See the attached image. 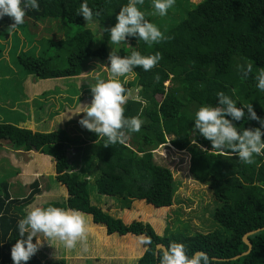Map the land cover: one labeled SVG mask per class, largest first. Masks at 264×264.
Returning a JSON list of instances; mask_svg holds the SVG:
<instances>
[{
	"label": "trees",
	"instance_id": "obj_1",
	"mask_svg": "<svg viewBox=\"0 0 264 264\" xmlns=\"http://www.w3.org/2000/svg\"><path fill=\"white\" fill-rule=\"evenodd\" d=\"M38 3L39 10H28L24 23L29 20L33 23L58 22L66 31L72 48L65 49L48 41L41 56L28 51L17 56L16 62L27 76L58 81L75 79L89 69L92 61L108 59L113 43L105 30L115 25L119 10L128 0H38ZM83 3L100 15L86 22L77 15ZM138 7L141 9L143 5ZM12 23L7 16L0 20V40L14 30L8 28ZM24 23L17 27L22 28ZM84 24L98 26L101 30L100 35L97 33L98 39L89 29H83ZM162 33L171 39L150 47L143 40L128 37L114 51L121 57L130 56L134 51L143 56L159 52L162 56L152 70L135 68L131 72L135 76L132 86L138 89V96H143L145 102L135 113L127 104L125 117L138 116L144 123L124 144L105 147L107 138L90 131H86V140H72L62 130L39 134L1 123L0 142L9 144L15 151L41 150L53 159L54 182L65 188L67 199L63 204L50 203L44 207L78 209L90 216L94 225L103 228L107 236L150 238L151 243L146 245L135 264H159L161 250L157 251L156 247L167 248L172 242L183 243L189 256L196 252L206 253L208 264H264V155L254 156L253 164H244L230 151L212 149L211 142L193 128L196 111L203 105H217L216 94L220 91L231 97L237 107L252 104L257 115L264 118V91L256 87L255 79L264 69V0H203L185 9L184 18ZM3 44L0 42V54L4 50L2 47H6V43ZM249 63L253 71L245 78L241 66ZM247 120L234 123L242 131L248 127ZM255 127H260L257 121L250 128ZM166 144L189 155L188 173L193 180L201 184L210 182L213 197L220 203L212 219L225 236L217 232L160 236L148 222L126 225L91 203V182L81 178L77 171L81 165L78 158L82 154L96 159L98 176L93 184L97 195L129 197L157 212H165L172 206L174 178L167 167L154 160L153 151ZM71 146L77 149L79 157L71 158L72 154L67 152ZM7 184L5 180L0 181L3 190L0 196V264H13L11 247L20 238L17 223L22 218L18 207L41 193L35 181L28 185L26 197L13 198L7 191ZM257 230L260 231L246 238L251 249L243 255L249 249L243 238ZM237 256L239 258L234 259ZM27 264L67 262L64 259L44 262L34 255Z\"/></svg>",
	"mask_w": 264,
	"mask_h": 264
},
{
	"label": "rangeland",
	"instance_id": "obj_2",
	"mask_svg": "<svg viewBox=\"0 0 264 264\" xmlns=\"http://www.w3.org/2000/svg\"><path fill=\"white\" fill-rule=\"evenodd\" d=\"M200 1L203 0H176L175 5L168 10L165 16L155 13L152 0H144L145 4L140 10L145 13V18L149 22L154 23L161 32H164L171 25L184 18L185 9L194 7ZM83 29H89L96 39H98L97 33L100 35L101 32L96 25L86 26L84 24ZM24 33L32 34L33 37H26ZM48 41L62 45L61 47H65V49L67 47L72 48L66 39V31L62 25L53 20L38 23L29 20L24 23L22 28H14L6 39L0 40L2 45H4L3 42L6 43V47H2L4 50L0 54V100L13 97V95H7V92L15 91L22 86L25 87L23 93L25 98L22 99L23 103L20 106L13 102L17 95L8 105L0 102V116L7 117L2 112L3 110H7L8 113L16 112L17 124L15 126L19 129L39 134L62 130L72 140L78 138H82L78 140H86L85 135L88 130L78 123L84 114L74 115L73 113L82 111L83 106L91 103L92 86L99 80L111 78L110 61L109 59L103 62L92 61L88 64L89 69L84 70L79 77L71 80L42 81L33 76L25 75L16 62L17 56L28 51L29 54L35 53L37 57L41 56ZM119 46L120 43L111 44L109 52H114ZM134 78L135 76L131 72L119 78L132 94L127 104L132 106L133 113L137 112L138 106H143L145 102L143 96H138V89L132 86ZM132 100L139 103L135 105L131 102ZM253 123L254 120H247V128H250ZM67 152L72 154V159L80 155L77 149L72 146L68 147ZM153 154L154 160L167 167L174 178L172 206L163 213L157 212V209L142 201L132 200L129 197L106 198L97 195L93 181L97 178L98 171L95 167L96 159L91 155L82 154L78 158L81 160V165L78 166L77 171L81 175L76 174L91 182L89 185L91 203L126 225L133 222H148L160 236L176 233L192 236L195 233L208 234L211 232L225 236L224 231L212 219V214L220 206V203L213 197L210 182L201 184L189 175V155L185 152L176 151L169 144L159 147L153 151ZM54 178L53 159L43 154L41 150L15 151L9 144L0 142V181L8 182L7 191L10 195L13 198L26 197L29 194L28 185L35 181L39 183L41 189V193L33 195L27 204L18 207V214L22 218L30 207H44L50 203H65L67 199L66 190L55 183ZM2 195L3 190L0 186V196ZM87 217L91 223L90 216ZM100 230L101 236L100 233L94 235L93 244L88 238V251L86 252L80 245L75 249L68 250L56 244L53 247L56 251H49L48 247V249L39 251L35 255L41 261L64 259L67 264H135L145 251L147 244L142 243L140 237L107 236L103 234L104 229ZM37 239L44 241L43 246L49 245L48 243H55L45 241L46 238L43 236H38ZM42 252H46L50 256L46 258ZM54 253H56L57 258L53 256Z\"/></svg>",
	"mask_w": 264,
	"mask_h": 264
},
{
	"label": "clouds",
	"instance_id": "obj_3",
	"mask_svg": "<svg viewBox=\"0 0 264 264\" xmlns=\"http://www.w3.org/2000/svg\"><path fill=\"white\" fill-rule=\"evenodd\" d=\"M176 0H153L155 13L165 16L168 10L175 5ZM144 0H128L121 7L116 16V23L105 31L110 33L113 44L125 42L128 37L143 40L150 47L162 41L170 40L161 30L145 18V13L138 5ZM28 10H39L38 0H0V20L5 16L13 23L8 26L14 29L25 21ZM88 22L93 20V12L87 3H83L77 13ZM111 78L99 80L91 87L92 100L83 106L82 111L73 113L84 115L78 121L81 127L94 132L98 137H106L105 147L117 143L124 144L131 133L139 132L143 120L138 116L125 117V106L131 97L130 90L126 89L119 79L135 68L150 71L157 66L162 56L159 52L154 55L143 56L134 51L130 56L121 57L113 51L110 52ZM243 77L252 73V64L241 66ZM256 87L264 91V69L255 77ZM217 105H203L195 113L194 131L211 142L212 149L219 152L230 151L238 156L244 164L255 163L254 156L264 155V118L257 115L252 104L237 107V103L223 91L216 94ZM247 109V114L245 113ZM257 121L260 127L238 129L236 123L245 120ZM19 239L11 247L13 264H27V262L43 246L38 236L46 238L45 241L55 247L56 244L72 250L78 245L83 251H88V238L92 232L89 219L85 213L78 209H65L56 206L30 207L26 215L18 220ZM35 238V243L33 242ZM142 243L150 244V238L143 239ZM57 258L56 253L53 254ZM47 262L46 260H43ZM159 264H208L206 253L196 252L191 256L183 243L172 242L162 249L159 255Z\"/></svg>",
	"mask_w": 264,
	"mask_h": 264
},
{
	"label": "crops",
	"instance_id": "obj_4",
	"mask_svg": "<svg viewBox=\"0 0 264 264\" xmlns=\"http://www.w3.org/2000/svg\"><path fill=\"white\" fill-rule=\"evenodd\" d=\"M23 82H24V80H23ZM23 82H22V84H23ZM30 82H31V80H30ZM24 88L25 87H19L18 89H16L15 91H11V92H7V95H13V99L10 97V98H6V99H3V100H0V102L3 104H6V105H8V103L9 102H12V100H14L15 99V96L17 95V97H16V99L13 101L14 103H16L18 106H20L22 103H23V101H22V99L23 98H25V97H23L24 95H23V93H24ZM4 114H6L7 115V117H3V116H0V118H1V121H0V123H3V124H10V125H16L17 124V114H16V112H11V113H8L7 112V110H3L2 111ZM22 117V116H21ZM90 226H91V228H92V232L90 233V236H89V241L91 242V244H93L94 243V241H95V238H94V235H98V233H100L101 232V230L100 229H103V228H101V227H99V226H96V225H94L92 222L90 223ZM96 227L97 228H99V230H97L96 229ZM102 233V232H101ZM101 233H100V236H101ZM103 234L105 235V230H103ZM93 235V236H92ZM132 237V236H131ZM48 247H49V251L50 250H55L54 248H53V246H51V245H45V246H42L40 249H39V251H43L44 249H48ZM38 251V252H39ZM56 251V250H55ZM44 255H45V257L46 258H48L50 255L47 253L46 254V252H42ZM71 257V256H70ZM73 258H79V257H77V256H72ZM70 260V259H69Z\"/></svg>",
	"mask_w": 264,
	"mask_h": 264
},
{
	"label": "water",
	"instance_id": "obj_5",
	"mask_svg": "<svg viewBox=\"0 0 264 264\" xmlns=\"http://www.w3.org/2000/svg\"><path fill=\"white\" fill-rule=\"evenodd\" d=\"M262 230H264V228H263ZM259 231H260V230H257V231H255V232H253V233H249V234H247V235L243 238L244 243L247 244V246L249 247L247 253H245V254H243V255H247V254L250 252V249H251V245L247 242V239H246V238H247L248 236H250V235H253V234L259 232ZM162 249H165V248H164L163 246H161V245H159V246L156 247V250H157V251H158V250H162ZM156 255H157V253H156ZM243 255H242V256H243ZM237 258H239V256L235 257L234 259H237ZM234 259H233V260H234Z\"/></svg>",
	"mask_w": 264,
	"mask_h": 264
}]
</instances>
